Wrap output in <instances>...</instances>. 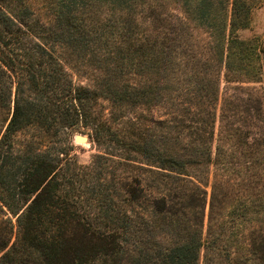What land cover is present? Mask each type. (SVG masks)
I'll list each match as a JSON object with an SVG mask.
<instances>
[{
	"label": "trees",
	"instance_id": "16d2710c",
	"mask_svg": "<svg viewBox=\"0 0 264 264\" xmlns=\"http://www.w3.org/2000/svg\"><path fill=\"white\" fill-rule=\"evenodd\" d=\"M36 1L0 0V264H264V136L216 133L260 0Z\"/></svg>",
	"mask_w": 264,
	"mask_h": 264
},
{
	"label": "rangeland",
	"instance_id": "374dc122",
	"mask_svg": "<svg viewBox=\"0 0 264 264\" xmlns=\"http://www.w3.org/2000/svg\"><path fill=\"white\" fill-rule=\"evenodd\" d=\"M46 2L44 0H37L36 6L39 10H43L42 14L48 13L46 11ZM240 36L244 39H256L262 50V76L259 82H235L230 83L226 80L225 75L222 77L221 88L219 94V109H218V122L216 126V133L219 132L220 127V114L222 108L227 106L230 108V103L240 105L244 110L250 112L251 117H246L249 120V131L252 132L253 138L264 136V0H260L258 6L253 12L252 25L248 30L240 32ZM95 72L92 70H82L81 73L74 74L75 81L87 86H93ZM104 106L109 108V104L104 102ZM163 114L160 106L154 108L152 115L146 113V118L154 117L158 119ZM9 117L8 111L0 109V127L5 120ZM78 135L74 136V145L76 146L75 153L79 161L88 165L92 161V157L98 152L97 148L90 142L78 144L75 139ZM87 136L88 135H84ZM208 210V209H207Z\"/></svg>",
	"mask_w": 264,
	"mask_h": 264
},
{
	"label": "water",
	"instance_id": "95a60500",
	"mask_svg": "<svg viewBox=\"0 0 264 264\" xmlns=\"http://www.w3.org/2000/svg\"><path fill=\"white\" fill-rule=\"evenodd\" d=\"M88 141H89V137L84 135H78L75 139V142L78 144L88 143Z\"/></svg>",
	"mask_w": 264,
	"mask_h": 264
}]
</instances>
